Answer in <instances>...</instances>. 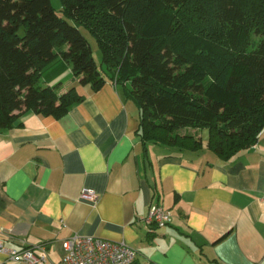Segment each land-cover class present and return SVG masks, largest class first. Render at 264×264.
Segmentation results:
<instances>
[{"label": "crops", "instance_id": "1", "mask_svg": "<svg viewBox=\"0 0 264 264\" xmlns=\"http://www.w3.org/2000/svg\"><path fill=\"white\" fill-rule=\"evenodd\" d=\"M49 68L50 85L71 71L63 61ZM72 78L83 99L64 115L27 111L0 129L5 247L25 243L58 261L63 240L79 234L124 241L138 264H264V127L229 159L208 149L204 128L177 130L199 149L152 140L144 147L137 108L121 87L107 80L92 90ZM84 188L95 201L81 197ZM153 201L172 220L148 232L143 217ZM0 264L19 263L0 252Z\"/></svg>", "mask_w": 264, "mask_h": 264}, {"label": "trees", "instance_id": "2", "mask_svg": "<svg viewBox=\"0 0 264 264\" xmlns=\"http://www.w3.org/2000/svg\"><path fill=\"white\" fill-rule=\"evenodd\" d=\"M60 3L62 15L51 0H0V129L27 111L60 117L83 99L74 86L58 93L62 81L45 80L63 61L80 85L121 87L137 108L144 147L152 140L201 148L177 133L183 127L207 128L208 149L224 159L257 142L264 0ZM82 29L97 42L99 64Z\"/></svg>", "mask_w": 264, "mask_h": 264}, {"label": "built area", "instance_id": "3", "mask_svg": "<svg viewBox=\"0 0 264 264\" xmlns=\"http://www.w3.org/2000/svg\"><path fill=\"white\" fill-rule=\"evenodd\" d=\"M81 197L95 201L97 195L90 189H82ZM172 220L169 209L153 201L143 217L148 232L163 227ZM63 252L58 261H52L42 248L36 253L25 243L19 248H8L0 242V252L19 264H134L136 252L124 241H114L93 235H72L62 242Z\"/></svg>", "mask_w": 264, "mask_h": 264}, {"label": "rangeland", "instance_id": "4", "mask_svg": "<svg viewBox=\"0 0 264 264\" xmlns=\"http://www.w3.org/2000/svg\"><path fill=\"white\" fill-rule=\"evenodd\" d=\"M51 3H52V5H53V7L56 9V11L58 12V14L62 15V14H61V11H60V9H61V3H60V0H51ZM67 20H68L71 24H73V21H72L71 19H67ZM82 31H83V33L86 35V37L89 39V42H90V44H91V48H92V52H93L94 60L96 61L97 64H99L100 61H101V53H100V50H99V47H98V45H97L96 40H95L92 36H90V35L88 34V32H87L85 29H82ZM62 77H63V78L61 79V81L64 82V85L68 84V85H66V86H71V85H69V84H72V83H71V82H72V80H71V78H72V73H71V71H70V70H66V71L63 73ZM65 81H67V82H65ZM42 84H43V83H42ZM205 133L208 134V129H207V128H204V130H203V134H205Z\"/></svg>", "mask_w": 264, "mask_h": 264}]
</instances>
